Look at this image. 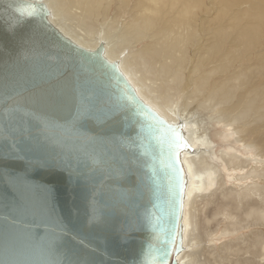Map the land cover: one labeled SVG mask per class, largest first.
Returning a JSON list of instances; mask_svg holds the SVG:
<instances>
[{
  "label": "water",
  "instance_id": "water-1",
  "mask_svg": "<svg viewBox=\"0 0 264 264\" xmlns=\"http://www.w3.org/2000/svg\"><path fill=\"white\" fill-rule=\"evenodd\" d=\"M187 147L103 45L66 36L43 0H0V264H179ZM48 154L79 183L30 163Z\"/></svg>",
  "mask_w": 264,
  "mask_h": 264
},
{
  "label": "bare ground",
  "instance_id": "bare-ground-1",
  "mask_svg": "<svg viewBox=\"0 0 264 264\" xmlns=\"http://www.w3.org/2000/svg\"><path fill=\"white\" fill-rule=\"evenodd\" d=\"M188 147L179 264H264V0H43Z\"/></svg>",
  "mask_w": 264,
  "mask_h": 264
},
{
  "label": "snow or ice",
  "instance_id": "snow-or-ice-1",
  "mask_svg": "<svg viewBox=\"0 0 264 264\" xmlns=\"http://www.w3.org/2000/svg\"><path fill=\"white\" fill-rule=\"evenodd\" d=\"M36 167L58 170L66 174L69 185L78 184L80 181L81 174L78 171L80 165H73L71 159H65L62 156H57L54 154L44 155L36 161L30 162ZM37 191H39L44 199L54 200L56 196V188L51 184H38L34 186Z\"/></svg>",
  "mask_w": 264,
  "mask_h": 264
}]
</instances>
